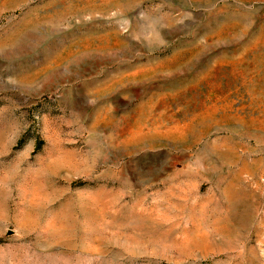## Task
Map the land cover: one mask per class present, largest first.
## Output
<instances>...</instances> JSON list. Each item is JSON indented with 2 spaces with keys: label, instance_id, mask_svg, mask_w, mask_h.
<instances>
[{
  "label": "rangeland",
  "instance_id": "1",
  "mask_svg": "<svg viewBox=\"0 0 264 264\" xmlns=\"http://www.w3.org/2000/svg\"><path fill=\"white\" fill-rule=\"evenodd\" d=\"M0 264H264V0H0Z\"/></svg>",
  "mask_w": 264,
  "mask_h": 264
}]
</instances>
